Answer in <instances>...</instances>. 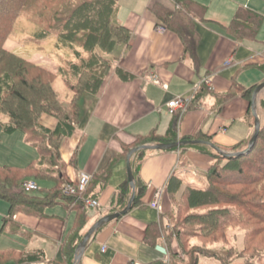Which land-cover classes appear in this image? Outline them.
<instances>
[{"label": "trees", "instance_id": "1", "mask_svg": "<svg viewBox=\"0 0 264 264\" xmlns=\"http://www.w3.org/2000/svg\"><path fill=\"white\" fill-rule=\"evenodd\" d=\"M175 1V7L156 2L151 7V12L160 24L179 34L184 43L185 55L191 58L195 68L199 69L201 62L198 46L201 36L197 31L196 22L208 21L207 6L197 0ZM3 2L6 0H0V135L18 130L23 132L26 141L37 148L40 157L39 162H31L26 166L0 164V198L9 203L10 216L15 211L46 216L47 208L62 204L75 211V219L63 240V263L46 261L43 250L10 248L0 249V264L9 261L16 264L42 261H46L47 264H74L76 249L88 231L90 223L94 219L97 221L105 213L88 207L83 198L78 199L77 195L65 191L67 184L74 183L67 174V165H76L79 146L68 162L64 160L63 149L65 144L77 135V128L81 122L82 96L85 93L98 95L102 91L117 59L113 56L114 50L119 45H129L132 33L119 20L118 0H25V4L20 7L31 12L32 19L40 29L36 36L29 38L41 48L55 39L57 48L66 53L61 57L56 70H52L5 47L7 37L13 28L10 30L9 26L2 25L10 19L9 9L1 8L5 4ZM263 25L262 14L247 7H239L227 30L238 41H256ZM258 66L264 70V62ZM119 73L123 77L126 76L121 70ZM58 75L63 77L72 92L67 104L62 101L54 87ZM257 85L247 88L241 83L234 82L224 95L226 100L235 95H242L250 102L247 114L252 117L251 120L249 118L252 128L255 126V116L251 100ZM207 90V86L202 85L195 94L192 105L197 103ZM261 106H264V98L261 99ZM44 114L57 119L55 128L42 124L41 118ZM4 117L7 121H4ZM178 122L179 116L175 115L165 135L153 130L148 134L136 135L131 143L123 145V150L111 158L102 172L92 174L88 190L83 196L96 198L108 186L115 163L126 160L127 154L133 148L143 144L194 139L188 136L180 139ZM196 138L211 140L210 136L201 133ZM249 140L236 144L231 151L243 150ZM190 146L192 145L180 148ZM149 151L140 150L132 159L137 193L133 207L141 203L146 191V186L139 176V166ZM213 156L215 162L204 173L207 181L205 188L191 183L184 186V179L178 174L170 179L168 193L173 203L176 221L169 232L168 240L175 237L179 249L170 251V261H156L151 264H201L202 256L219 259L224 264L227 262L225 255L205 246L204 239L211 236L213 231L219 232L231 226L232 222L239 223L241 217L244 221L240 212L233 208L238 206L239 201L235 198L227 200L226 197L232 195L227 192V188L232 185L246 186L264 180V123L261 124L256 144L249 153L226 157L214 149ZM252 172L257 176L253 177ZM32 177L40 183L50 182L51 185L41 184L38 191H26L22 184ZM223 187L226 190H223ZM131 193L132 188L126 179L113 197L112 211L123 209ZM249 201L243 202V209L247 213L253 206L264 211V199L260 202L254 199ZM4 222L8 223L6 219ZM13 226L15 228L13 233L22 235L28 233L17 225ZM204 230L213 231L203 233ZM160 236L158 226L150 225L146 236L147 242L156 245ZM193 239L197 241L192 242ZM249 249L250 247H246L245 251ZM233 251L229 248L226 254L229 253L228 256L233 257L235 254Z\"/></svg>", "mask_w": 264, "mask_h": 264}, {"label": "crops", "instance_id": "2", "mask_svg": "<svg viewBox=\"0 0 264 264\" xmlns=\"http://www.w3.org/2000/svg\"><path fill=\"white\" fill-rule=\"evenodd\" d=\"M197 1L207 6L208 18L207 22H196L201 36L199 69L185 55L179 34L160 24L151 12L156 2L175 7V0H118L119 20L131 30L132 37L129 45H119L114 50L113 56L117 59L102 91L98 95L85 93L81 98L83 106L77 135L63 149L64 160L68 162L79 146L76 165H67V174L72 181H77L81 172L91 175L102 172L111 158L136 135L153 130L165 135L175 117L169 112L168 102L178 95H195L199 85L207 86V92L197 103L178 114L180 139L187 136L198 139L196 137L201 133L210 136L208 142L231 151L236 144L251 138L254 128L250 126L247 114L250 102L242 95L227 100L224 95L234 82L247 88L264 82V70L258 66L264 62V25L256 41H238L228 32L227 26L239 7L250 8L264 16V0ZM162 27L164 31L159 30ZM227 61L232 64L226 65ZM120 70L126 76L123 77ZM155 78L160 82H155ZM205 79L210 80V84H202ZM262 98L264 90L258 100L261 122ZM41 122L49 128L57 125V119L48 114L42 116ZM213 151L209 144L150 150L139 166L141 182L146 186L141 203L95 233L80 264L169 261L170 251L179 249L175 237L168 240L174 213L168 193L169 181L178 174L184 179L185 186L192 181V176L207 172L216 160ZM126 179L127 162L119 160L113 167L108 186L96 197L101 206L92 209L103 211V216L113 212V197ZM158 191L162 196L155 208L152 203ZM58 206V210H54V206L47 208L46 216L18 211L12 220L8 210V215L4 216L8 223L3 221L0 231L10 233L16 239L20 237L28 244L21 249L14 248L43 250L46 261L63 263L62 244L73 225L75 211L62 204ZM153 224L161 233L156 245L146 240L148 228ZM13 225L28 233H13ZM103 246H107L106 251ZM46 261L28 264H45Z\"/></svg>", "mask_w": 264, "mask_h": 264}, {"label": "rangeland", "instance_id": "3", "mask_svg": "<svg viewBox=\"0 0 264 264\" xmlns=\"http://www.w3.org/2000/svg\"><path fill=\"white\" fill-rule=\"evenodd\" d=\"M3 3L5 4H3L4 6L1 8L9 9L8 17H10L11 20L8 19L3 22L2 25L9 26L10 30L13 28L7 37L5 47L20 56L26 57L36 64L44 65L52 70H56L61 61V57H64L66 53L62 49L57 48L55 39H52L41 48L29 38L30 36H36L40 29L34 19H32L31 12L20 7L25 4V0H6V2ZM219 26L222 27L221 24H219ZM54 87L59 93L62 101L66 104L69 103L72 97V92L62 76L58 75L55 78ZM84 101L85 99L83 102ZM81 106H83V104H81ZM262 107L264 110V106ZM262 114V123H264V111ZM249 118L250 120L252 118L250 114ZM4 121H7L5 117ZM39 157L40 155L37 148L26 141L23 132L18 130L11 134L2 133L0 135V164L26 166L31 162H39ZM252 174L253 177L257 176L253 172ZM28 179L37 181L41 186V183L34 177ZM190 183L201 188L207 186L204 174L200 173L192 176V181ZM42 184L44 186L51 185L50 182H42ZM223 190L226 189L223 187ZM227 192L232 194L228 195L229 197H226L228 201L231 200V198H235L239 201V204H237L238 206L233 208L240 212L241 216L244 217V221L241 217L239 223L232 222L231 226L215 233L213 230H204L203 233L213 231L211 236L209 235L208 237H205L204 245L211 248V250H216L220 254L225 255L227 264H264V211L255 209V206L249 208V213L243 209V202L248 203L250 202V199L260 202L261 199H264V180L246 186L232 185L227 188ZM53 209L58 210L59 206L56 205ZM8 210L9 203L0 198V230L2 228L4 216L8 215ZM15 213H17V211H15ZM14 214L10 216V220L14 218ZM171 217L172 223L174 224L176 221L175 212ZM252 230L255 231L254 235L252 234ZM0 235V249H10L14 247L21 249L24 246H28L27 242L21 240L18 236L16 237L20 240L14 238L10 233H5L3 231H0ZM196 241L197 239L192 240V242ZM246 247H250L247 252L245 251ZM229 248L233 249V252H235L233 257L228 256L229 253L226 254ZM5 264L16 263L9 261ZM201 264H224V262L213 257L202 256Z\"/></svg>", "mask_w": 264, "mask_h": 264}, {"label": "water", "instance_id": "4", "mask_svg": "<svg viewBox=\"0 0 264 264\" xmlns=\"http://www.w3.org/2000/svg\"><path fill=\"white\" fill-rule=\"evenodd\" d=\"M264 90V82L258 84L256 88L253 91L252 94V100H251V107H252V112L253 115L255 116V126H254V132L248 142V145L246 148L240 151H225L221 149L220 147L212 144L211 142H208L203 139H191V140H178L177 142H171V143H156V144H143L139 145L132 150L129 151L127 154L126 162H127V172H128V180L130 183V186L132 188V193L131 197L127 203V205L118 211H115L110 214H106L105 216L101 217L98 219L86 232L83 240L79 243L76 253H75V263L74 264H79L81 262L82 256L86 250V247L91 240V238L95 235V233L100 230L104 225L113 222L117 219H119L121 216L129 213L132 208L134 201L136 199V183H135V176L133 172V167H132V159L135 155L140 150H172L175 148H180L182 146L186 145H195V144H209L212 148H214L217 152H219L221 155L226 156V157H235V156H241L243 154L249 153L252 148L256 144L257 137L261 131V118L258 114V100L261 92Z\"/></svg>", "mask_w": 264, "mask_h": 264}, {"label": "built area", "instance_id": "5", "mask_svg": "<svg viewBox=\"0 0 264 264\" xmlns=\"http://www.w3.org/2000/svg\"><path fill=\"white\" fill-rule=\"evenodd\" d=\"M159 30L164 31L165 28H159ZM232 62L231 61H227L226 65H231ZM155 82L159 83L160 81L155 78L154 79ZM210 84V80L205 79L202 84ZM199 87H201L200 85L198 86V90ZM197 90V91H198ZM196 91V93H197ZM195 95L194 94H187V95H178L176 97H174L172 100H170L168 102V107H169V112L172 115H178L181 112H184L186 109H188L193 101H194ZM92 179V175L87 173V172H81L79 175V178L76 182L74 183H70L67 184L65 186V191L73 194V195H77L78 199L83 198V200L85 201V204L90 207V208H98L101 206V203L99 202V200L97 198H91V197H84L83 195L86 193V191L88 190V187L90 185ZM23 188L26 191L32 192V191H38L40 189V185L38 184L37 181L35 180H26L23 182L22 184ZM162 196V192L158 191L156 193V199L155 201L152 203V206L155 208H158V201ZM103 251H106L107 246H103Z\"/></svg>", "mask_w": 264, "mask_h": 264}]
</instances>
